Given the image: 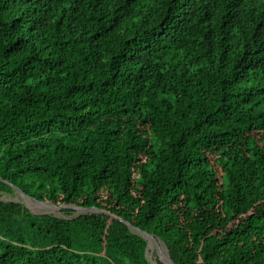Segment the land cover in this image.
<instances>
[{"label": "trees", "instance_id": "obj_1", "mask_svg": "<svg viewBox=\"0 0 264 264\" xmlns=\"http://www.w3.org/2000/svg\"><path fill=\"white\" fill-rule=\"evenodd\" d=\"M0 264H264V0H0ZM106 212V214L101 213Z\"/></svg>", "mask_w": 264, "mask_h": 264}, {"label": "rangeland", "instance_id": "obj_2", "mask_svg": "<svg viewBox=\"0 0 264 264\" xmlns=\"http://www.w3.org/2000/svg\"><path fill=\"white\" fill-rule=\"evenodd\" d=\"M0 202L6 203H20L26 206L31 212H34L37 215H49L56 216L59 218H72L82 214H87L92 211H81V210H73L71 215L63 212V209L53 208L49 203H45V205H41L34 198L28 197L16 190L13 194L1 193L0 192ZM159 247L163 254L168 255L165 246L160 242ZM147 258L153 264H162L160 262V257L158 253V247L155 244H151L148 249Z\"/></svg>", "mask_w": 264, "mask_h": 264}, {"label": "water", "instance_id": "obj_3", "mask_svg": "<svg viewBox=\"0 0 264 264\" xmlns=\"http://www.w3.org/2000/svg\"><path fill=\"white\" fill-rule=\"evenodd\" d=\"M18 191H20V190H18ZM21 192V191H20ZM21 193H23V192H21ZM24 194V193H23ZM25 195V194H24ZM41 205H45V203L44 202H41V201H38ZM51 207H53V208H58V209H65V208H68V207H65V206H63V207H56V206H53V205H51ZM74 210H81V211H95V212H98V210L97 209H91V210H87V209H83V208H77V207H75V208H73ZM33 214H35L34 212H32ZM101 213H103V214H106V212H104V211H101ZM35 215H37V214H35ZM129 227H130V229L134 232V233H137L138 235H140L141 237H143L145 240H147V242H148V247H147V252L146 253H148V249H149V246L151 245V244H155V245H157V247H158V253H159V257H160V262L162 263V264H175L173 261H172V259H171V256H170V254H169V251L167 250V248H166V250H167V253H168V257H169V259H166V258H164L163 257V253H162V251H161V249H160V247H159V243H160V241L155 237V236H153V235H150V234H148V233H145V232H143L142 230H140V229H138V228H135V227H133L132 225H130V224H127ZM164 245V244H163Z\"/></svg>", "mask_w": 264, "mask_h": 264}, {"label": "bare ground", "instance_id": "obj_4", "mask_svg": "<svg viewBox=\"0 0 264 264\" xmlns=\"http://www.w3.org/2000/svg\"><path fill=\"white\" fill-rule=\"evenodd\" d=\"M163 257L169 259L168 255L163 254Z\"/></svg>", "mask_w": 264, "mask_h": 264}]
</instances>
